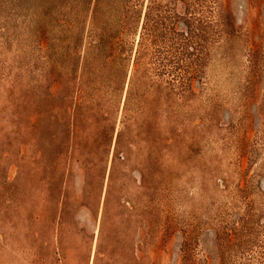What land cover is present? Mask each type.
Instances as JSON below:
<instances>
[{"label":"rangeland","instance_id":"obj_1","mask_svg":"<svg viewBox=\"0 0 264 264\" xmlns=\"http://www.w3.org/2000/svg\"><path fill=\"white\" fill-rule=\"evenodd\" d=\"M137 51L107 216L71 214L61 238L47 94L113 98L118 131ZM114 64L128 75L112 96ZM0 264H264V0H0Z\"/></svg>","mask_w":264,"mask_h":264},{"label":"trees","instance_id":"obj_2","mask_svg":"<svg viewBox=\"0 0 264 264\" xmlns=\"http://www.w3.org/2000/svg\"><path fill=\"white\" fill-rule=\"evenodd\" d=\"M151 9L149 6V10ZM138 54L139 51L135 57L118 131L114 119L113 98L105 100L104 95L97 94V97L93 98L92 94L89 95V100L84 101L79 97L77 102L65 107L63 101L67 99V95H60L53 90L47 94L45 114L49 121V140L42 154L45 162L47 199L55 202V216L61 238L68 230L71 214L85 209L91 218H95L97 210L103 206V219L107 216L110 198L116 191L117 182L120 181L119 166L124 164L126 159L122 141L129 129L126 112L132 97L133 82L139 71ZM117 65L118 68L115 64L112 66L104 87L105 92L110 90L112 96L122 94L128 75L127 70L122 72L121 64ZM158 89L160 98L164 97L172 107L178 99L187 98L192 89V80L184 82L180 87L172 84L163 89L159 86ZM161 143V140L157 142L158 145ZM160 158L159 153L157 161L154 162L159 168ZM77 177L81 178L78 195L75 191ZM144 221L146 230L141 236V248L146 252L154 246L153 237L157 226L152 218H145Z\"/></svg>","mask_w":264,"mask_h":264}]
</instances>
